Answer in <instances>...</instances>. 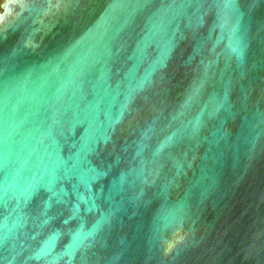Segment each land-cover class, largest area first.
Masks as SVG:
<instances>
[{
	"label": "water",
	"instance_id": "1",
	"mask_svg": "<svg viewBox=\"0 0 264 264\" xmlns=\"http://www.w3.org/2000/svg\"><path fill=\"white\" fill-rule=\"evenodd\" d=\"M0 264H264V0H0Z\"/></svg>",
	"mask_w": 264,
	"mask_h": 264
}]
</instances>
